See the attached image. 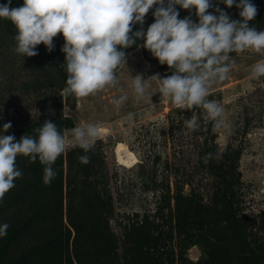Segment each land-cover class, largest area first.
<instances>
[{"label": "trees", "instance_id": "16d2710c", "mask_svg": "<svg viewBox=\"0 0 264 264\" xmlns=\"http://www.w3.org/2000/svg\"><path fill=\"white\" fill-rule=\"evenodd\" d=\"M23 2L12 0L10 7L22 6ZM251 2L257 7V15L249 24L264 31V0ZM7 3L8 0H0V5ZM212 3L209 12L218 15L214 11L218 6L232 20L242 19L235 5L228 8L222 0ZM156 7L145 17V32L154 22ZM176 9L179 19L190 16L198 22L194 9L191 13L179 5ZM140 28L141 25H134L133 32ZM15 35L11 21L0 18V60L7 62L10 77L19 82L18 89L32 94L45 107V115L12 132H4L0 124V132L14 135L17 141L23 135L38 139L35 130L48 120L64 136L75 126L74 120L64 114V108L74 109L76 97L63 95L68 75L66 54L61 51L63 36L54 38L52 52L41 43L35 49L38 55L24 57L14 51ZM143 42L138 40L124 49L126 56L140 48L144 59L154 64L159 73L171 75L172 69L138 46ZM17 72L24 74L22 80ZM11 80L9 94L15 90ZM216 95L220 92L209 94L206 99L212 100ZM3 103L0 94V109ZM203 112L200 106L176 107L168 115L169 123L178 125L194 119L198 124ZM211 125L209 120L199 126L193 137L203 131L209 134ZM100 143L96 141L88 152L78 146L66 149L52 165L57 175L50 185L43 183L45 165L38 158L30 162L29 157H16L22 176L0 201V225H9L7 235L0 237V264H264V234L256 230L244 212L239 146L228 144L219 153L215 136L196 141L195 158L187 165L174 166L173 173L158 182L161 194L153 211L133 214L120 224L118 236L111 227L115 208ZM83 155L90 157L88 164L79 161ZM207 178L211 180L205 194L201 189ZM192 247L200 253L196 261L187 257Z\"/></svg>", "mask_w": 264, "mask_h": 264}, {"label": "clouds", "instance_id": "9594fccd", "mask_svg": "<svg viewBox=\"0 0 264 264\" xmlns=\"http://www.w3.org/2000/svg\"><path fill=\"white\" fill-rule=\"evenodd\" d=\"M12 0L0 5V18L8 19L16 28L14 51L24 57L38 55L36 47L41 43L48 52L54 50V38L62 34L65 41L61 51L65 53L67 71L63 95L84 99L95 96L107 87L117 85V69L126 65L124 49L143 40L142 45L161 65L172 69V74L161 78L159 74L144 79L136 75L132 81L137 99L146 95L149 80H158L159 93L178 108L202 107L214 127L225 125L224 109L215 100H207L212 83L223 82L232 68L230 53L264 52V31H258L249 22L257 15V7L251 0H222L231 8L240 9L241 20H232L218 6L214 11L212 0H24L23 5L11 8ZM154 22L143 30L145 17L153 6ZM194 9L198 22L190 16L179 19L176 6ZM141 28L133 32L134 25ZM253 79L264 77V61L257 62L251 70ZM128 96L114 99L119 108ZM129 117L133 114L129 113ZM196 120L188 121L194 130ZM11 122L3 125L7 132ZM38 139L23 135L17 141L14 135L0 136V201L15 187L14 181L22 176L17 169L16 157L23 155L44 167L43 183L50 185L57 172L52 165L65 152L68 140L61 135L54 122L45 120L35 130ZM71 146L85 152L91 150L102 135L97 124L74 127ZM88 164L90 157H79ZM9 225H0V237L7 235Z\"/></svg>", "mask_w": 264, "mask_h": 264}, {"label": "rangeland", "instance_id": "374dc122", "mask_svg": "<svg viewBox=\"0 0 264 264\" xmlns=\"http://www.w3.org/2000/svg\"><path fill=\"white\" fill-rule=\"evenodd\" d=\"M232 63L228 78L223 82L212 83L209 94L220 92L212 100L224 109L225 125L214 127L211 132H199L198 127L209 121L204 110L202 121L194 130L188 123L170 125L168 115L176 108L168 99L159 93V81L149 80V87L142 99L133 94L132 81L136 75L148 79L159 74L154 64L147 62L141 55L140 48L126 56V65L118 68L117 85L107 87L95 96L84 99L76 98L74 109L64 108V114L74 120V127L97 124L101 128L100 140L105 157L106 171L113 195L115 217L111 227L120 235V224L126 222L133 214L142 215L152 212L161 194L157 187L159 181L170 173L173 167L184 166L191 162L197 152L195 143L203 138L215 136L218 152L228 145L239 146L242 155L239 162L241 173L244 212L253 220L258 232L264 234V77L253 79L252 67L264 61V52L244 51L230 56ZM19 80L24 74L17 72ZM13 81L14 91L8 93V84ZM10 77L7 62L0 60V94L4 106L0 109V124L11 122L13 131L40 120L45 115V107L37 103L32 94L19 90V82ZM128 99L117 108L113 101L121 95ZM129 113L133 115L129 117ZM0 136L3 134L0 132ZM68 140L66 149L71 146V131L64 133ZM95 141V142H96ZM118 143H123L136 157L132 167L122 166L115 155ZM167 169V170H166ZM210 178L202 183L206 194ZM165 186V185H164ZM170 187L172 179L170 178ZM155 189V193L153 191ZM199 250L192 247L187 257L196 261Z\"/></svg>", "mask_w": 264, "mask_h": 264}, {"label": "bare ground", "instance_id": "6f19581e", "mask_svg": "<svg viewBox=\"0 0 264 264\" xmlns=\"http://www.w3.org/2000/svg\"><path fill=\"white\" fill-rule=\"evenodd\" d=\"M115 155L122 166L132 167L136 161L135 155L123 143H118Z\"/></svg>", "mask_w": 264, "mask_h": 264}, {"label": "built area", "instance_id": "2783aa9c", "mask_svg": "<svg viewBox=\"0 0 264 264\" xmlns=\"http://www.w3.org/2000/svg\"><path fill=\"white\" fill-rule=\"evenodd\" d=\"M193 261V260H192Z\"/></svg>", "mask_w": 264, "mask_h": 264}]
</instances>
